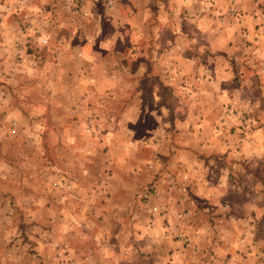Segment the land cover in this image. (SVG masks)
I'll return each mask as SVG.
<instances>
[{"label":"rangeland","instance_id":"obj_1","mask_svg":"<svg viewBox=\"0 0 264 264\" xmlns=\"http://www.w3.org/2000/svg\"><path fill=\"white\" fill-rule=\"evenodd\" d=\"M263 1L0 0V249L170 264L151 212L172 185L204 214L207 180L264 263Z\"/></svg>","mask_w":264,"mask_h":264},{"label":"crops","instance_id":"obj_2","mask_svg":"<svg viewBox=\"0 0 264 264\" xmlns=\"http://www.w3.org/2000/svg\"><path fill=\"white\" fill-rule=\"evenodd\" d=\"M263 4L264 1L262 2V5ZM245 7L248 8L249 4L246 3ZM251 13L253 14V18L254 16L264 15V8H261L259 4H250V9H248V11L246 9L245 17ZM190 176L189 172V178L186 181V185L188 186V189H190V191L187 190L188 194L191 190L196 188L197 184L199 185L198 189H201V184L193 181V178H190ZM205 183L209 187L210 192H206V206L208 209L204 214L198 209V205L196 204L197 199L195 200L194 197L187 196V202L183 201V199L181 200L180 196L175 192L177 188L175 189L174 186L168 185L167 188H169L170 191L166 189V191L163 192L165 198L170 199L167 200V204L169 205L167 213L164 211L151 212L153 222H151L149 225L150 228L146 229L145 232L151 234L152 230L157 231L158 239L163 240V246L159 248L165 253L170 252V257L172 259L170 264H179V257H183L186 250L189 251V260L187 261V264L229 263L241 252L249 255L247 259H244V262H241L240 264H264L263 260H260V257L258 256L260 253L254 244L250 243L251 245H249V247L248 245L246 246V244H249L246 239H248L249 236H254L255 232L253 231V225L259 220V210L249 214L251 217L248 214L245 216L243 212L236 210H226L221 213L222 215H217L216 211H214V208L211 206V204L215 203V197L210 196L211 192L220 190L221 187L219 185L218 189L216 188L217 184L214 182H207V180H205ZM225 191L226 190L222 188L220 194H224ZM253 197L254 198H252L251 201L252 205H254L257 196L254 195ZM218 200L221 202V199L218 198ZM224 203H226V201ZM227 205L231 204L226 203L225 206ZM221 206L223 207V205ZM184 210H186V212H183ZM0 233H3L2 229ZM234 241H236V244ZM240 243L245 245V248L243 246L239 247L238 245ZM63 244H66L65 248L68 250V247H70L68 243L63 242ZM230 246H233L231 251ZM235 247L240 251L242 250L240 248H243V250L237 252ZM18 250L17 247L1 248L0 264H35L33 259L31 261L29 260L30 255L28 254L25 259L27 262H21L24 251ZM19 255L20 260L18 261L16 257Z\"/></svg>","mask_w":264,"mask_h":264}]
</instances>
